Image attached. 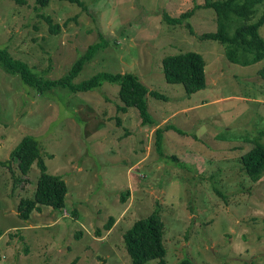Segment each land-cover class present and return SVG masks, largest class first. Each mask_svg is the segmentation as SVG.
Here are the masks:
<instances>
[{
    "label": "rangeland",
    "instance_id": "1",
    "mask_svg": "<svg viewBox=\"0 0 264 264\" xmlns=\"http://www.w3.org/2000/svg\"><path fill=\"white\" fill-rule=\"evenodd\" d=\"M26 1L0 0V48L14 58L44 78L58 77L103 40L72 82L102 70L130 71L167 98L147 94L151 122L143 123L135 106L119 107L118 82L38 92L0 62V162L32 136L47 172L67 185L63 209L43 205L23 220L17 204L33 195L39 168L34 162L20 176L14 161L11 169L0 165V264H132L124 233L158 206L167 264H264V173L252 180L240 158L256 138L264 142V57L244 65L229 60L217 41L199 39L217 24L213 9L199 6L204 0H84L87 9L66 0L38 8ZM193 8L183 24L164 20V11L179 16ZM257 8L251 23L264 2ZM258 32L264 40V23ZM189 51L205 61V85L191 94L166 80L162 62ZM110 217L113 227L104 230Z\"/></svg>",
    "mask_w": 264,
    "mask_h": 264
},
{
    "label": "trees",
    "instance_id": "2",
    "mask_svg": "<svg viewBox=\"0 0 264 264\" xmlns=\"http://www.w3.org/2000/svg\"><path fill=\"white\" fill-rule=\"evenodd\" d=\"M18 5H23L26 0H13ZM87 9L84 0H66ZM264 0H204L203 8H212L216 15V30L201 33L199 39L214 40L224 46L226 57L241 64H249L259 61L264 57V40L260 38L258 29L264 23V9L259 19L253 23L249 22L255 18L258 6ZM35 8L44 7L49 0H34ZM195 8L182 13L179 16H172L164 11V20L169 24H183L189 19ZM49 23V16L41 15ZM189 23V22H188ZM190 26L189 24H187ZM232 25H236L230 33ZM50 30L57 32V25L50 24ZM106 43L101 40L98 44L90 45L84 53L76 58L65 72L58 77H45L35 70L26 60L14 58L6 48H0V62L10 72L18 73L20 78L27 84L42 92L55 85H63L72 91L89 90L102 84L103 80L119 83V96L124 102L119 104L123 110L129 106H135L143 123L151 122L150 113L147 107L146 96L167 98V95L158 89L149 88L136 73L112 72L102 70L96 72L89 78L79 82H72V78L84 67L88 59L93 58ZM242 54H248L242 55ZM164 76L169 82L182 83L188 94H191L205 85V61L200 53L180 52L163 56ZM264 75V67L260 68ZM173 127V125H169ZM262 133V130H261ZM164 130L157 129V149L163 155L162 141ZM38 141L29 135L23 136L12 148L9 158L1 161L0 165H7L11 169V162L16 163L17 171L21 175L28 174L31 165L35 162L39 168V175L35 183L33 195L29 198H20L17 204L18 217L26 220L32 211H40L43 205L52 209H63L67 193L66 181L59 175L47 172V167L40 155ZM49 156H52L49 154ZM177 158V157H175ZM241 163L245 173L254 181L261 178L264 173V142L261 139L254 141V146L241 155ZM15 181H21V177H15ZM219 193V191H217ZM127 194V195H126ZM129 195L124 193L123 200ZM75 213V212H74ZM115 222L110 217L104 225V230H110ZM3 232L0 229V236ZM100 233V231H99ZM165 222L161 215V209L154 208L145 217L135 220L131 228L124 233V245L131 258L132 264H142L148 260L159 259L160 264H167L165 256L167 249L164 244ZM73 259L68 264H74ZM176 264H197L189 258H184Z\"/></svg>",
    "mask_w": 264,
    "mask_h": 264
}]
</instances>
